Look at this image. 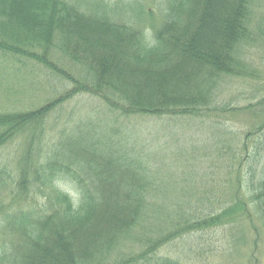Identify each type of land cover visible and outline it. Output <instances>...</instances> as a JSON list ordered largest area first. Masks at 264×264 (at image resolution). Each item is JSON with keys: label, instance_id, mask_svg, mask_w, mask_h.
Instances as JSON below:
<instances>
[{"label": "trees", "instance_id": "1", "mask_svg": "<svg viewBox=\"0 0 264 264\" xmlns=\"http://www.w3.org/2000/svg\"><path fill=\"white\" fill-rule=\"evenodd\" d=\"M162 1L157 16L139 0H0V98L6 67L60 85L0 109V264H211V235L250 207L264 241V99L221 100L255 76L264 0ZM238 111L258 121L226 133L215 119ZM177 242L189 257L161 253Z\"/></svg>", "mask_w": 264, "mask_h": 264}, {"label": "rangeland", "instance_id": "2", "mask_svg": "<svg viewBox=\"0 0 264 264\" xmlns=\"http://www.w3.org/2000/svg\"><path fill=\"white\" fill-rule=\"evenodd\" d=\"M117 1L119 0H110L112 3H116ZM120 1L127 3L132 0ZM139 1L146 3L147 7L151 8L157 16H159L160 11L163 9L162 0ZM258 12L259 13H257L256 19H260L261 16L264 17V1L261 4ZM249 51V54L245 59H243V61L247 63L249 70L253 71V76L254 74L255 76L254 78L250 77L249 80L246 81L233 80V82L223 90L221 100L226 104L229 103L230 107L232 106L242 108L250 104L253 107H256L257 104L262 99H264V39L258 37L257 45ZM3 71L2 92L0 98L1 110L17 109L19 106L24 107V102L27 100V98H30L28 101L31 99L32 101H36L44 98L46 94H49L52 87H56V89L60 88L59 83H57L58 81L48 78V76H46V74H44L43 71L38 68H28L24 69L22 72H15L12 68L6 67L3 69ZM262 107H264V105H262ZM261 109L262 108H260L257 112H260ZM215 120L223 124L220 125V127L226 133H230V131L238 133L240 131L243 132V128H246L247 124L251 125L252 123L257 122L258 118H256L252 112H239L233 117H231L230 114H223V116H217V119ZM204 135L206 134L204 133ZM183 136L185 135L180 137ZM173 137L174 135H171L169 143L165 144L164 147H161V150L165 149L163 151L165 159H170L171 156L176 152V149H174L176 146L173 143ZM189 137L190 136L186 137V139L189 140ZM185 143H187V141ZM12 151V148L0 151V167L7 163V160H9V155L11 156ZM205 166L207 167V163ZM166 168V171L172 170L175 173V170L172 167L166 166ZM198 171H200L199 168L194 169L193 172L196 173ZM223 188L225 189V187ZM66 190L70 192V190ZM226 195L227 194L224 192L223 197H226ZM245 195L248 196V193L246 192ZM249 209L251 211L249 217L238 218V220L235 222V225L227 227L225 226L226 228H218L215 233L211 235L209 243H211V245L213 243L216 250H214L215 252L213 256L208 259L209 263L249 264L248 260H250L252 257L253 254L251 255V253L253 250L256 258L259 261L258 263H262L264 261V241L259 237V233H261L260 215L254 211L253 207H250ZM201 235L205 239L208 238L206 234ZM255 242H257L256 249L253 246ZM184 244V242H177L168 252L167 249H165L161 253L163 255L166 254L175 258L178 252H183L184 254L182 258H186L189 246L184 247L183 250H179V247L183 246ZM191 246L192 244L190 243V247ZM196 247L197 246L194 247L195 252ZM187 257L189 256L187 255Z\"/></svg>", "mask_w": 264, "mask_h": 264}, {"label": "clouds", "instance_id": "3", "mask_svg": "<svg viewBox=\"0 0 264 264\" xmlns=\"http://www.w3.org/2000/svg\"><path fill=\"white\" fill-rule=\"evenodd\" d=\"M146 31L149 32V33L151 32L150 29H146ZM156 43H157V42H156L155 38L153 37L152 40H151V42L149 43L148 47H149V48H151V47H155V46H156Z\"/></svg>", "mask_w": 264, "mask_h": 264}]
</instances>
